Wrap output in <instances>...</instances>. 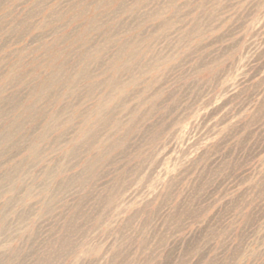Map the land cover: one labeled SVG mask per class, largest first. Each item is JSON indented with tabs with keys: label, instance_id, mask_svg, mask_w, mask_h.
I'll return each mask as SVG.
<instances>
[{
	"label": "rangeland",
	"instance_id": "obj_1",
	"mask_svg": "<svg viewBox=\"0 0 264 264\" xmlns=\"http://www.w3.org/2000/svg\"><path fill=\"white\" fill-rule=\"evenodd\" d=\"M0 264H264V0H0Z\"/></svg>",
	"mask_w": 264,
	"mask_h": 264
}]
</instances>
